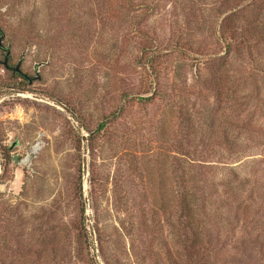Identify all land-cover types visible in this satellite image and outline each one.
Listing matches in <instances>:
<instances>
[{"label": "rangeland", "instance_id": "rangeland-1", "mask_svg": "<svg viewBox=\"0 0 264 264\" xmlns=\"http://www.w3.org/2000/svg\"><path fill=\"white\" fill-rule=\"evenodd\" d=\"M0 28L41 75L0 65V264H264V0H0Z\"/></svg>", "mask_w": 264, "mask_h": 264}, {"label": "water", "instance_id": "water-1", "mask_svg": "<svg viewBox=\"0 0 264 264\" xmlns=\"http://www.w3.org/2000/svg\"><path fill=\"white\" fill-rule=\"evenodd\" d=\"M0 33H1L0 49L5 51V53H6L4 60L3 61L0 60V65H4L7 69L12 70L14 72V74L21 75L24 79L28 80L30 83H33L34 81L40 80L41 79V75H40L39 71L36 72L35 77H30V76L26 75L25 73H23V71H22L23 61H20L15 67H11L9 65V60H10V57H11V49L4 47L5 36L2 34L1 28H0ZM41 66L42 65H40V67ZM19 158H20V155H17L16 157H14V161L18 162V163H20L22 165H28L30 163V160H31V155L26 156L22 160H20Z\"/></svg>", "mask_w": 264, "mask_h": 264}, {"label": "trees", "instance_id": "trees-1", "mask_svg": "<svg viewBox=\"0 0 264 264\" xmlns=\"http://www.w3.org/2000/svg\"><path fill=\"white\" fill-rule=\"evenodd\" d=\"M233 16H229L224 19V26L226 29L225 32L223 31V37L225 36V42L227 43L228 53H230L232 51V48L236 46H239L241 44H247V41L243 37H241L235 29H233L234 24L231 20ZM225 33H227V35ZM106 125V121L101 123L99 126V131L104 130Z\"/></svg>", "mask_w": 264, "mask_h": 264}, {"label": "flooded vegetation", "instance_id": "flooded-vegetation-1", "mask_svg": "<svg viewBox=\"0 0 264 264\" xmlns=\"http://www.w3.org/2000/svg\"><path fill=\"white\" fill-rule=\"evenodd\" d=\"M19 75V74H18Z\"/></svg>", "mask_w": 264, "mask_h": 264}]
</instances>
